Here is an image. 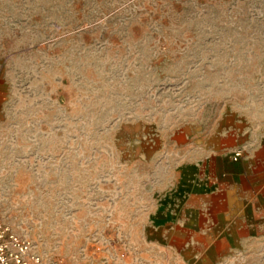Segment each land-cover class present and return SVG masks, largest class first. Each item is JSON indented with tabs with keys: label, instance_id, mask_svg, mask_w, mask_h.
Instances as JSON below:
<instances>
[{
	"label": "rangeland",
	"instance_id": "rangeland-1",
	"mask_svg": "<svg viewBox=\"0 0 264 264\" xmlns=\"http://www.w3.org/2000/svg\"><path fill=\"white\" fill-rule=\"evenodd\" d=\"M0 81V213L39 255L202 264L161 194L210 138L264 134V0H0Z\"/></svg>",
	"mask_w": 264,
	"mask_h": 264
},
{
	"label": "crops",
	"instance_id": "crops-1",
	"mask_svg": "<svg viewBox=\"0 0 264 264\" xmlns=\"http://www.w3.org/2000/svg\"><path fill=\"white\" fill-rule=\"evenodd\" d=\"M0 81V120L5 115ZM214 140V141H213ZM174 167L162 191V205L180 218L178 247L202 264H225L229 255L264 253V134L219 135ZM244 156L237 162L228 153ZM175 248V247H172Z\"/></svg>",
	"mask_w": 264,
	"mask_h": 264
},
{
	"label": "built area",
	"instance_id": "built-area-1",
	"mask_svg": "<svg viewBox=\"0 0 264 264\" xmlns=\"http://www.w3.org/2000/svg\"><path fill=\"white\" fill-rule=\"evenodd\" d=\"M244 151L237 149L230 153L232 161L243 157ZM0 264H69L66 262L46 260L39 255L32 242L15 232L0 213Z\"/></svg>",
	"mask_w": 264,
	"mask_h": 264
}]
</instances>
